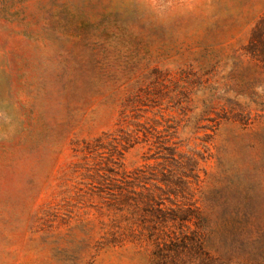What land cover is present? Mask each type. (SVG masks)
I'll use <instances>...</instances> for the list:
<instances>
[{
    "label": "rangeland",
    "instance_id": "obj_1",
    "mask_svg": "<svg viewBox=\"0 0 264 264\" xmlns=\"http://www.w3.org/2000/svg\"><path fill=\"white\" fill-rule=\"evenodd\" d=\"M0 264H264V0H0Z\"/></svg>",
    "mask_w": 264,
    "mask_h": 264
}]
</instances>
